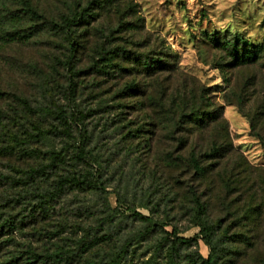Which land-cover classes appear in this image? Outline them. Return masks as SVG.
I'll return each instance as SVG.
<instances>
[{"label":"rangeland","instance_id":"rangeland-1","mask_svg":"<svg viewBox=\"0 0 264 264\" xmlns=\"http://www.w3.org/2000/svg\"><path fill=\"white\" fill-rule=\"evenodd\" d=\"M65 27L77 43L87 42L78 49L88 54L84 62H69L73 72L84 70L77 77L63 65L69 54ZM119 45L131 58L164 63L165 71L144 78L127 72L134 71L128 64L105 82L107 76L94 70L105 62L98 56ZM159 75L163 102L172 110L148 149L139 134L141 101L151 88L150 97L160 98L159 82H153ZM134 79L136 91L118 92ZM44 82L53 86L45 96ZM72 83L74 96L68 94ZM0 91L3 98L25 95L33 103L54 97L51 103L65 111L68 129L90 134L108 191L99 197L64 187L51 216L35 212L36 219L26 202L31 194L20 196L12 211L15 228L0 239V264H17V255L24 264L23 251L48 242L54 229L64 246L90 233L73 264H205L210 252L217 264H264V218L257 230L231 195L212 192L183 167L192 152L205 155L201 147L216 131L234 164L238 152L264 168V149L244 116L256 98L264 99V0H0ZM13 100H0V110ZM173 118L181 124L175 126ZM143 130L152 136L155 129L145 124ZM207 156L201 165L218 161ZM191 187L207 207L200 216ZM143 217L161 223L150 227ZM200 219L212 231L210 244Z\"/></svg>","mask_w":264,"mask_h":264},{"label":"trees","instance_id":"trees-1","mask_svg":"<svg viewBox=\"0 0 264 264\" xmlns=\"http://www.w3.org/2000/svg\"><path fill=\"white\" fill-rule=\"evenodd\" d=\"M63 30L69 53L65 55L63 65L67 70L73 72L72 61L78 60L82 63L88 57L87 53L79 54L78 52V49L82 47L85 50L87 42L77 43L73 38L74 33L69 27H65ZM115 49L109 50L105 55L98 56V60H105L104 65L96 67L97 63L93 62V67H96L94 70L107 76L105 82L108 81L109 76H112L111 73L115 76L118 71H127L128 64L133 65L134 71L127 72H140L144 78L153 77L152 74L157 71H165L164 63L157 65L148 57L143 58L142 61L138 56L131 58L129 55L133 53L120 48V45ZM83 72L84 70H76L73 75L77 77ZM133 77L137 78L135 74ZM153 82L154 85L159 82L156 92L160 93V98L152 99L150 97L153 93V88H151L141 101L145 114L142 126L144 128L145 124H148L155 129L152 136H146L143 128L139 130L140 137H143V144L148 149L154 146L153 137L157 133V128L162 129L164 115L172 110L163 102L164 81L162 77L159 75L154 78ZM72 84L69 85L68 94L70 96L76 95L77 91V86ZM47 86H49L48 82H44L40 89L43 96L49 90ZM131 86L133 89L130 88ZM49 87L52 92L53 86ZM137 87V80L134 79L118 92L127 94L131 90L136 91ZM1 94L0 91V100H13L9 96L3 98ZM13 97L15 101H11L7 108L2 107L3 112L0 110V239L14 230L16 223L12 211L22 197L23 199L27 198V194H31L30 199L26 202L31 206V216L36 219L35 212L43 213L45 217L51 216V210H53L64 187L83 192L91 191L99 197L108 192L104 183V174L99 171L100 165H97V155L90 146V134L79 131L76 134L68 129L69 123L65 111L56 106L57 103L54 105L51 103L54 97L47 96L48 100L43 101L42 98L38 100V103H33L25 95ZM151 100H154L153 103ZM179 116L182 120L185 113L182 112ZM244 116L249 121L250 135L255 137L264 149V99L260 101V98H256L251 111L246 112ZM173 119L175 126L181 124L180 120ZM150 133L152 134L151 131ZM129 134L131 135V133ZM218 134L215 131L212 137L207 138L209 144L202 145V152H200V154L205 153L206 156L209 153L207 156L209 159L210 156H212L211 159L217 158L216 163L208 166L201 165L200 160L205 155L197 157L198 155L192 152L190 159L183 167H186L187 171L193 172L199 179L201 178V185L207 183L212 192L221 191L223 194L231 195L232 204H236V210L241 209L245 214H249L248 218H252L259 230L264 218V168L249 163L244 155L238 152H236V163L234 164L233 160L226 157L227 151L223 153L221 144L219 145ZM227 137L225 136V138ZM197 144L200 146L199 142ZM155 146H159V142H155ZM173 187L174 184L171 186L172 191H174ZM192 188L189 189L196 207L195 214L200 216L207 207L199 199L201 196L199 191H191ZM24 192L25 194H23ZM143 218L146 219L150 227H158L161 223L160 220L156 221L153 217ZM197 222L205 243L210 244L212 231L203 224L201 219ZM148 231L149 229H146V232ZM175 232L176 227L173 229V233ZM57 233L58 230L54 229L47 233L48 242L41 241L38 246L29 245L27 250L23 251L26 252L23 263L73 264V256L80 249L82 250L86 242L89 243L91 240L90 233H86L79 240L64 246L60 245ZM3 242L0 241V250L3 249ZM15 258L19 264L22 256L17 255ZM202 260L205 264H217L214 252H210L208 257L202 258Z\"/></svg>","mask_w":264,"mask_h":264}]
</instances>
